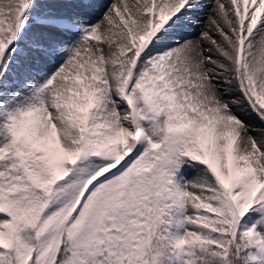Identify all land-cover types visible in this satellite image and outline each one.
<instances>
[{
	"label": "snow or ice",
	"instance_id": "snow-or-ice-1",
	"mask_svg": "<svg viewBox=\"0 0 264 264\" xmlns=\"http://www.w3.org/2000/svg\"><path fill=\"white\" fill-rule=\"evenodd\" d=\"M248 109L264 0H0V264H264Z\"/></svg>",
	"mask_w": 264,
	"mask_h": 264
},
{
	"label": "bare ground",
	"instance_id": "bare-ground-1",
	"mask_svg": "<svg viewBox=\"0 0 264 264\" xmlns=\"http://www.w3.org/2000/svg\"><path fill=\"white\" fill-rule=\"evenodd\" d=\"M116 2L119 3V0H103V4H104V8L106 9L108 6H110L111 3ZM131 2V0H130ZM221 2H224V0H221ZM216 15L215 11H212L210 8H205L201 14H200V20L202 21V23L198 26H194L190 29L184 30L182 31V35L185 38L188 39H196L200 36V33L202 31H208L211 29L212 33L214 35L217 36V39H219L218 35L215 33V29L214 27L211 26V20L210 17H214ZM97 17H94V19ZM205 47H208V43L205 42L204 44ZM235 94H238V92H234ZM234 95V94H233ZM244 108H246L247 106L243 105ZM238 114L242 117L245 118L248 116L247 111H238Z\"/></svg>",
	"mask_w": 264,
	"mask_h": 264
},
{
	"label": "rangeland",
	"instance_id": "rangeland-1",
	"mask_svg": "<svg viewBox=\"0 0 264 264\" xmlns=\"http://www.w3.org/2000/svg\"><path fill=\"white\" fill-rule=\"evenodd\" d=\"M233 94H234V96H239V93L238 94L233 93ZM245 106H247V105L245 104ZM247 114H248V116L243 118V119L249 125H251L253 128H264V124H262L261 121L258 119V117L254 113H252L251 109L247 110ZM253 134L254 135H259L260 133L259 132H255Z\"/></svg>",
	"mask_w": 264,
	"mask_h": 264
}]
</instances>
